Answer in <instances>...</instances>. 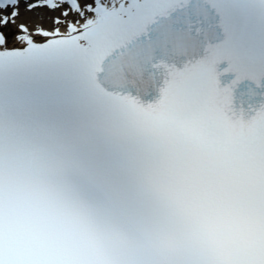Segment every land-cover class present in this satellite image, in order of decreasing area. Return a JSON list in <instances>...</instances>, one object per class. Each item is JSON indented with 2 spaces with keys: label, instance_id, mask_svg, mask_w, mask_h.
I'll return each mask as SVG.
<instances>
[{
  "label": "snow or ice",
  "instance_id": "1",
  "mask_svg": "<svg viewBox=\"0 0 264 264\" xmlns=\"http://www.w3.org/2000/svg\"><path fill=\"white\" fill-rule=\"evenodd\" d=\"M0 264H264V0H0Z\"/></svg>",
  "mask_w": 264,
  "mask_h": 264
}]
</instances>
